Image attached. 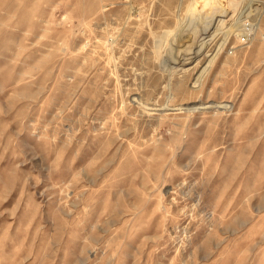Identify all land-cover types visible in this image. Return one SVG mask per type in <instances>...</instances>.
<instances>
[{
  "label": "rangeland",
  "instance_id": "rangeland-1",
  "mask_svg": "<svg viewBox=\"0 0 264 264\" xmlns=\"http://www.w3.org/2000/svg\"><path fill=\"white\" fill-rule=\"evenodd\" d=\"M0 264H264V0H0Z\"/></svg>",
  "mask_w": 264,
  "mask_h": 264
}]
</instances>
